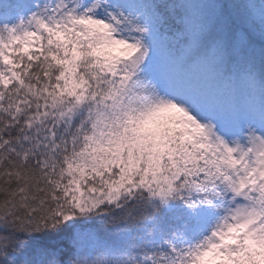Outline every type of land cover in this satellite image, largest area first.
I'll use <instances>...</instances> for the list:
<instances>
[{
  "label": "snow or ice",
  "instance_id": "snow-or-ice-1",
  "mask_svg": "<svg viewBox=\"0 0 264 264\" xmlns=\"http://www.w3.org/2000/svg\"><path fill=\"white\" fill-rule=\"evenodd\" d=\"M0 264H264V0H0Z\"/></svg>",
  "mask_w": 264,
  "mask_h": 264
}]
</instances>
